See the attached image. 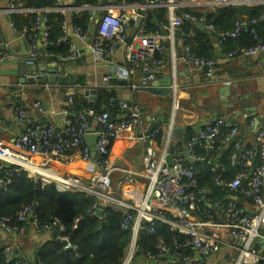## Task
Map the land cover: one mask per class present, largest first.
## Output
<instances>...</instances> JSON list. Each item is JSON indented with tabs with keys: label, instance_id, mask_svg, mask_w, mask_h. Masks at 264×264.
Instances as JSON below:
<instances>
[{
	"label": "built area",
	"instance_id": "obj_1",
	"mask_svg": "<svg viewBox=\"0 0 264 264\" xmlns=\"http://www.w3.org/2000/svg\"><path fill=\"white\" fill-rule=\"evenodd\" d=\"M109 1L110 4L105 2L90 8L76 7L74 0H55L54 8L41 10L19 8L18 0H15L9 8L10 13H38L41 16L54 11L81 15L87 11L91 26L96 22L95 13L101 11L91 37L90 31L85 33L77 26H72L68 31L66 23L63 35L56 41H50L46 28L49 21L45 16L39 17L31 29L24 27L17 30L12 24V29L27 44V65L33 66L41 55L36 32L41 31L44 26L43 49H68L64 57L47 52L48 57L73 62L79 56L77 45L86 44L95 60H101L114 53L119 46H124L129 78H134L141 71L145 85L153 82L158 74L154 69L163 63L165 45L162 37L144 32L140 36L137 34L128 44L132 25L136 27L138 19L129 17L127 9L130 6L125 1ZM140 1L144 2L142 9L169 8L171 39L175 32L182 35V62L213 79L218 60L198 56L193 46L187 43L192 39L191 33L187 34L183 30L185 21L206 24L205 15L199 17L184 13L179 16L174 13L177 5L174 0ZM254 23L243 18L237 20L234 28L228 31H217L212 24L206 27L208 33L217 35L220 45L235 40L244 33L253 35L256 41L254 46L236 47L226 54L228 61L238 57L253 60L264 55V43L252 26ZM5 60L3 51L0 66ZM38 76L45 77V73L41 72ZM111 77L112 74L108 75L105 81H109ZM72 105L73 101L70 99L69 106ZM69 106L62 110L64 120L61 127L54 124L29 125L11 146L0 147V194L8 191L15 176L26 173L32 178H38L43 185H55L58 192H78L91 197L94 200L91 213L99 208L104 211V217L107 208L121 213L120 229L129 231L131 240L120 264H264V122L256 131L255 150L243 148L239 127L225 118H216L201 128L199 135L195 133L186 141L184 150L178 142L171 144L170 139H165L162 148L156 149V142L162 135L158 117L156 114L145 116L136 104L120 102V110L125 111V114L114 119L107 112L97 113L88 108L73 113ZM36 107L42 108L39 103ZM14 112L21 123L28 122V116L21 107H16ZM257 120H250L251 129H254ZM92 121L96 127L91 133ZM173 129L171 124L168 134ZM91 134L97 137L93 163L98 172L88 182L77 177H62L54 172L42 174L31 161V157L39 156L47 159L64 158L73 150H80L83 159L89 160L91 152L86 138ZM119 139L130 142L140 140L146 144L144 167L141 171L111 165V142ZM230 145L233 147L229 161L238 172L233 179L226 180V167L220 162L219 156ZM172 147L175 152L172 165H168L167 157ZM206 170L213 174L214 186L223 191L200 187L198 175ZM115 172L125 175L123 181H120L122 191L123 183L130 185L141 180V184H144L136 186L140 195L133 196L127 191L126 195L122 191H116L115 196L111 194ZM219 193L222 195L219 196ZM236 198L241 199L242 203L239 204ZM33 209L32 206L25 207L15 218L0 216V229L17 235L23 233L25 225L30 222L37 231L54 233L58 238L68 241L62 237L66 232L62 220L54 219L47 226L41 227ZM160 224L184 239L174 238L168 243L164 238L158 237L155 253H143L139 244L141 234L156 237ZM140 253L143 257L137 262ZM4 256L9 262L13 256L12 250L5 248Z\"/></svg>",
	"mask_w": 264,
	"mask_h": 264
},
{
	"label": "crops",
	"instance_id": "obj_2",
	"mask_svg": "<svg viewBox=\"0 0 264 264\" xmlns=\"http://www.w3.org/2000/svg\"><path fill=\"white\" fill-rule=\"evenodd\" d=\"M62 1L66 2L67 0ZM106 3L110 4V1L106 0ZM126 3L130 6L127 9L129 17L138 19V25L142 23L137 33L138 36L146 33L148 16H153V20L157 24L158 33L151 35L162 37L165 53L162 65L154 69V72L159 73L161 77L173 76L176 85H178L173 87L172 93L167 97H157L138 90L147 84L144 83L141 71H138L134 78H129L124 58V46H119L110 56L95 60L86 44H78L79 56L73 62H66L59 57H48L47 53H43L44 49L33 66L27 65V44L22 36L12 29L10 17L11 14L26 16L27 13H10L11 0H0V43H2L0 46L6 55L5 62L0 66V147L11 146L15 138L24 131L28 122L34 126L54 124L58 128L61 127L64 120L62 110L69 106L70 98L77 97L90 103L96 100L86 98L85 90L99 92L101 89H110L117 93L119 103H131L134 96L136 105L145 116L157 115L158 124L162 128L161 148L165 144V139H170L171 144L177 142L181 144L185 142L189 128L195 132L198 125L203 128L216 118H225L239 127L243 148L249 145L246 147L247 149L253 147L252 150H255L256 132L249 127V122L252 118L260 120V125L264 122V55L253 60L238 57L228 61L226 54L231 48L229 45L233 42H229V45L227 42L220 45L217 39L212 38L210 39L212 48L209 52L213 54V58L218 60V66L215 76L210 79L202 72L188 67L182 62V35L175 32L174 38L171 39L169 8L142 9L141 5L144 6V2L140 0L137 3ZM174 3L177 4L174 10L177 15L182 9H190L192 12L206 15L207 13H216L219 9L235 7L241 9V19L247 20L250 13L248 8L264 6V0H187L184 3L181 0H175ZM160 10H165V20L167 21L163 28L160 27L156 18L157 14L160 16ZM63 15L68 18L67 30L70 31L72 12H66ZM196 25V23H192V27L197 29ZM137 26L132 25L131 35ZM190 31L195 34L193 28H190ZM54 70L58 76H75L77 78L76 86L58 83L39 85L38 83L25 82L32 73L38 76L44 72L45 77H48L49 72ZM110 74H112L111 79L105 81V78ZM125 81L131 83V86ZM151 83L149 82L148 86ZM71 89H74L72 97ZM38 103L42 106L41 109L36 107ZM16 107H21L28 116L26 124L21 123L15 115ZM69 108L73 110L74 105ZM123 114L125 111H120L116 115ZM54 117H57L56 121L53 119ZM171 124L174 129L171 134H168ZM91 127L92 130L96 127L93 121ZM179 129L182 130V134L176 132ZM145 150L146 144L140 140L130 142L127 139H119L110 150V163L112 166L123 169L141 171L144 167ZM221 157L222 155L219 156V160ZM31 161L38 166V170L43 172H54L62 177H77L85 182L90 181L91 177L98 172L93 158L84 160L80 150H73L66 157L60 159H47L39 156L31 157ZM117 174L119 175L117 176ZM114 175L119 177L116 191L121 192L120 184L122 183L120 181H123L125 175L121 172H115ZM26 176L39 181L38 178H32L27 174ZM142 184L141 180L136 184L126 185L123 183L122 192L125 195L127 191L133 196H139L140 193L136 186H142ZM52 241L54 240L50 233L37 231L30 222L25 225L24 232L17 235L6 233L0 229V248H10L13 255L17 253V257L25 264H34L36 261L35 252Z\"/></svg>",
	"mask_w": 264,
	"mask_h": 264
},
{
	"label": "trees",
	"instance_id": "obj_3",
	"mask_svg": "<svg viewBox=\"0 0 264 264\" xmlns=\"http://www.w3.org/2000/svg\"><path fill=\"white\" fill-rule=\"evenodd\" d=\"M137 3L139 0H116V2ZM106 0H74V6H86L94 8ZM14 3V0H11ZM17 6L22 9H52L55 7V0H18ZM247 9V8H243ZM235 7H227L219 9L216 13H207L205 15L206 25H214L217 31H228L234 28L237 20L241 19L242 11ZM250 11L248 20L252 24L258 37L264 43V6L257 8H248ZM156 15L157 22L163 28L167 21L165 20V10H160ZM182 13H191L201 17L203 13L192 12L190 9L179 10L178 15ZM45 16L48 19L46 24L49 40L56 41L64 33L63 27L67 23L68 18L61 12L50 11L44 15L38 13H27L26 16L11 14L12 24L17 30L27 27L31 29L39 17ZM146 22V34L158 33L157 24L153 20V16H148ZM72 26L80 27L85 33H88L91 28L88 12L85 11L81 15L72 13L70 16ZM190 28L195 30V34L190 31ZM183 30L192 35V39L187 43L191 44L195 53L198 56L205 58H213L209 50L212 48L210 39H217L216 34L204 33L192 27L189 21L184 22ZM41 31L36 32L39 40ZM229 42H233L229 45ZM256 41L251 34H242L235 40H230L227 45L231 46L230 52L236 47H251ZM197 45V46H196ZM45 49V50H44ZM43 53L52 52L66 56L68 49L65 47H57L52 49L44 48ZM3 53L0 46V55ZM74 108L73 113H79L84 109H92L97 113L107 112L114 119L119 113L120 106L117 101V93L110 89H101L98 92L97 98L90 103L86 100L72 97ZM69 99V100H70ZM250 123V122H249ZM195 135L192 128H189L186 134V140ZM161 137L156 142V149L160 147ZM118 140H112L110 150L115 146ZM181 142V141H180ZM181 146V144H180ZM232 145L221 152L222 157L220 162L226 167L224 178L231 180L238 172L236 167L231 166L229 158L232 153ZM246 147H249L247 145ZM244 147V149H247ZM161 148V147H160ZM253 149V147H252ZM111 153V151H110ZM200 187L213 188L217 192L223 191L214 186L213 174L209 171H203L198 175ZM223 193V192H221ZM219 196L222 194H218ZM94 204V200L82 193L78 192H58L55 185H43L41 181H35L26 176L25 173L14 177L12 185L7 192L0 194V216L6 218H15L25 207L32 206L36 208L37 220L41 227L50 224L54 219L63 221L66 232L62 237L68 239L71 246L75 250L66 248L61 244L52 241L47 245L39 248L35 252L36 261L38 264H120L125 256L127 247L131 240L129 231H122L120 223L122 214L113 209H105V217L99 219L95 212L90 210ZM157 236H149L142 233L140 236V246L143 248V253H155V245L158 237L164 238L168 243H171L174 238L183 240L184 237L177 233L169 232L168 228L160 224L157 228ZM16 252V251H15ZM15 253L12 259L8 262L4 256V249L0 248V264H25ZM142 253L137 257V262L142 260Z\"/></svg>",
	"mask_w": 264,
	"mask_h": 264
},
{
	"label": "water",
	"instance_id": "obj_4",
	"mask_svg": "<svg viewBox=\"0 0 264 264\" xmlns=\"http://www.w3.org/2000/svg\"><path fill=\"white\" fill-rule=\"evenodd\" d=\"M101 17V11H97L95 13V19L96 22L94 23V25L91 26L90 28V34L89 37H91V34L95 31L96 28V23L97 21L100 19ZM142 26V23L139 24V26L136 28L135 32L127 39V43L130 44L132 42V40L134 39V37L137 35L138 31L140 30ZM197 29H199L201 32L207 33V27L204 23H199L196 25ZM45 31V27L43 26L41 28V33L39 36V48L41 51H43V43H42V35ZM156 80H154L150 86H148V84L144 87V88H139V91H142L144 93H148L150 95L153 96H157V97H167L170 93H172L173 87H176L178 85H176L175 83V79L173 76H167V77H161L159 76V73L156 75ZM76 81L77 78L75 76H58L56 70L49 72V76L48 77H41V76H36L33 73L30 75V78L27 79L25 82H29L32 84L38 83L39 85H47V84H55L58 83L60 85H66L68 84L69 86H76ZM125 83H127L129 86H131V83H128V81H125ZM23 84H25L23 82ZM70 94L71 97L74 96V89L70 90ZM98 91L97 90H85L84 91V96L86 98H89L90 100H95L97 97ZM132 104H136L135 100H134V96L132 97ZM57 117H54L53 119L56 121ZM30 122L27 123L26 126H29ZM260 125V120H257L254 126V131L256 132L258 129V126ZM202 126L198 125L195 128V133L196 135H199V132L201 130ZM93 132V130L91 131V133ZM176 132L178 134H182V130H176ZM86 142L88 147L90 148V152H91V158H95L96 156V142H97V137L94 134L89 135L86 138ZM175 152V148L172 147L170 149L169 152V156L167 157V163L168 165H172V156ZM236 201L241 204L242 200L239 198H236ZM34 212L36 213V208L34 207ZM96 216L99 219H103L104 218V211L102 209H97L95 211ZM51 237L52 239L61 244L62 246L66 247V248H70L75 250V247L71 246L69 241L61 239V238H56V235L54 233H51ZM34 264H38V261H35Z\"/></svg>",
	"mask_w": 264,
	"mask_h": 264
},
{
	"label": "rangeland",
	"instance_id": "obj_5",
	"mask_svg": "<svg viewBox=\"0 0 264 264\" xmlns=\"http://www.w3.org/2000/svg\"><path fill=\"white\" fill-rule=\"evenodd\" d=\"M174 2H175V0H174ZM181 2L182 3H184V2H187V0H181ZM193 10V9H192ZM185 145H186V141L185 142H183V143H181V148L184 150L185 149ZM119 174H117V176H118ZM116 175H114L113 177H112V190H111V194H113L114 196H115V192H116V183H117V181H118V179H119V177H117Z\"/></svg>",
	"mask_w": 264,
	"mask_h": 264
},
{
	"label": "bare ground",
	"instance_id": "obj_6",
	"mask_svg": "<svg viewBox=\"0 0 264 264\" xmlns=\"http://www.w3.org/2000/svg\"><path fill=\"white\" fill-rule=\"evenodd\" d=\"M171 5H172V3H171ZM40 173L45 174V175L49 174V173H46V172H43V171H41Z\"/></svg>",
	"mask_w": 264,
	"mask_h": 264
}]
</instances>
